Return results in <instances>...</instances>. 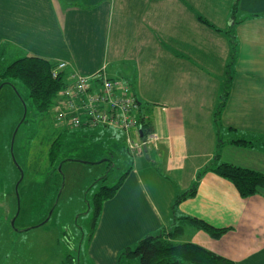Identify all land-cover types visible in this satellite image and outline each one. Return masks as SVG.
<instances>
[{
  "label": "crops",
  "instance_id": "1",
  "mask_svg": "<svg viewBox=\"0 0 264 264\" xmlns=\"http://www.w3.org/2000/svg\"><path fill=\"white\" fill-rule=\"evenodd\" d=\"M26 57L66 62L65 78L104 70L120 88L127 83L151 129L144 136L158 137L148 153L134 155L121 129L72 130L112 140L118 150L124 142L131 163L84 249H73L79 260L84 250L87 264H119L127 248L188 217L227 232L216 239L181 220L182 242L235 264H264V188L244 198L214 171L199 178L212 163L264 174V0H0V74ZM131 133L140 140V130ZM95 155L84 163L100 169L109 161ZM196 183L195 195L176 205Z\"/></svg>",
  "mask_w": 264,
  "mask_h": 264
},
{
  "label": "rangeland",
  "instance_id": "2",
  "mask_svg": "<svg viewBox=\"0 0 264 264\" xmlns=\"http://www.w3.org/2000/svg\"><path fill=\"white\" fill-rule=\"evenodd\" d=\"M1 83L7 85L0 89V264H23L26 257L62 264L68 255L87 264L86 251L79 260V250L73 249H84L91 235L94 194L115 185L131 165L125 143L118 150L112 140L62 130L52 109L35 108L21 81L0 75ZM58 137L63 148L55 150L52 162L50 145ZM92 153H106L109 161L100 169L102 163L89 167L84 161Z\"/></svg>",
  "mask_w": 264,
  "mask_h": 264
},
{
  "label": "trees",
  "instance_id": "3",
  "mask_svg": "<svg viewBox=\"0 0 264 264\" xmlns=\"http://www.w3.org/2000/svg\"><path fill=\"white\" fill-rule=\"evenodd\" d=\"M200 19L203 22L208 23L204 18L200 17ZM55 64L56 63L52 61L40 57H26L13 62L0 75L11 80H19L26 85L29 89L30 97L35 108L45 113L52 109L57 93L67 84L63 73L64 71L61 72L57 78L53 77ZM138 106L139 123L144 134L147 135L151 129L149 128V123L145 121L142 115V106L139 101ZM223 106L224 102L219 106V112ZM64 126L68 130L76 129L72 127L70 128L67 125ZM234 142L243 145L252 144L251 141L245 139H236ZM61 146L63 148V143L62 140H60V137L55 139L50 145L52 162L56 157L55 150H57V148L62 150V148L60 149ZM209 170L214 171L218 175L231 181L244 198L255 195L264 188V174L255 170L242 168L228 163H221L218 165L212 163L200 172L199 178ZM124 177L125 175H122L119 181L113 186L103 185L100 191L94 194V220L92 222V232L98 222L103 203L114 197ZM103 179L106 180L107 177L104 176ZM197 185L198 183H196L191 190L179 196L175 204L178 205L185 198L195 195ZM181 220L192 222L199 229L204 230L211 237L216 239L221 238L227 232L226 229L216 228L203 220L188 217L182 219L181 217H177V221H179L178 226L174 227L173 230L165 229L157 235H149L139 241L134 248H127L121 253L119 264L124 263V259H137L139 264H235L233 261L213 253L197 244L192 242H182L180 240L182 234ZM42 225V223L39 224V226ZM25 231H27V228L24 232ZM74 260L73 256L68 255L67 260L64 263L77 264Z\"/></svg>",
  "mask_w": 264,
  "mask_h": 264
},
{
  "label": "built area",
  "instance_id": "4",
  "mask_svg": "<svg viewBox=\"0 0 264 264\" xmlns=\"http://www.w3.org/2000/svg\"><path fill=\"white\" fill-rule=\"evenodd\" d=\"M67 67L62 61L55 64L53 77L57 78ZM71 80L57 94L53 104L55 118L72 128L105 127L121 129L126 133L129 151L138 155L144 145L155 142L158 137L151 134L146 143L135 140L131 130H140L138 122V99L126 83L120 88L119 81L110 79L104 70L94 75L72 74Z\"/></svg>",
  "mask_w": 264,
  "mask_h": 264
},
{
  "label": "water",
  "instance_id": "5",
  "mask_svg": "<svg viewBox=\"0 0 264 264\" xmlns=\"http://www.w3.org/2000/svg\"><path fill=\"white\" fill-rule=\"evenodd\" d=\"M140 136H141V138H143V142L146 143L147 139H146V137L144 136V133H143V130H142V129H140ZM144 152H145V153H148V147H147V144L144 145Z\"/></svg>",
  "mask_w": 264,
  "mask_h": 264
},
{
  "label": "clouds",
  "instance_id": "6",
  "mask_svg": "<svg viewBox=\"0 0 264 264\" xmlns=\"http://www.w3.org/2000/svg\"><path fill=\"white\" fill-rule=\"evenodd\" d=\"M53 107V106H52Z\"/></svg>",
  "mask_w": 264,
  "mask_h": 264
}]
</instances>
